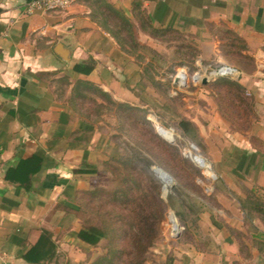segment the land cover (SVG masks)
<instances>
[{"label":"crops","instance_id":"1","mask_svg":"<svg viewBox=\"0 0 264 264\" xmlns=\"http://www.w3.org/2000/svg\"><path fill=\"white\" fill-rule=\"evenodd\" d=\"M29 1L0 0V264H56L71 235L80 242L61 201L78 182L82 145L66 138L76 127L70 124L75 112L64 106L51 80L66 74L67 94L79 80L108 93L115 76L135 77L131 57L102 26L109 7L140 31V12L156 28L180 30L186 19L196 20L199 28L202 21L205 26L214 19L226 22L254 58L251 73L235 67L242 74L234 81L252 100V126L232 133L214 161L238 204L200 215L199 238L180 246L172 264H264V220L242 204L253 191L264 195V0H75L63 12L28 15ZM213 33L207 31L201 42L204 59L233 66ZM59 44L70 51L68 59L55 52ZM34 156L41 159V169L29 188L8 180L11 170ZM39 239L44 242L40 262L30 263L25 255Z\"/></svg>","mask_w":264,"mask_h":264},{"label":"rangeland","instance_id":"2","mask_svg":"<svg viewBox=\"0 0 264 264\" xmlns=\"http://www.w3.org/2000/svg\"><path fill=\"white\" fill-rule=\"evenodd\" d=\"M196 23L183 20L179 34L171 33L166 39L152 37L134 23L138 47L129 56L135 77L115 76L108 88L114 103L93 90L87 100L72 101L73 92L67 94L70 78L62 74L50 79L64 106L75 112L70 124L76 127L65 133L66 138L82 145L77 156L83 162L77 170L78 182L61 202L67 203L69 219L76 223V237L83 226L108 234L95 246L74 243L71 235L68 246L62 248L67 250L59 252L54 263L94 264L109 257L113 245L128 250L135 214L142 207L145 214L152 209L160 219L159 234L146 248L144 264H172L180 246L199 238L200 215L219 210L223 204H238L214 161L232 133L251 128L253 103L245 91L205 78L218 65L204 59L200 45L206 32L212 31L223 40L221 53L229 64L251 73L255 61L243 41L230 34L226 22L214 19L205 26L202 21L200 28ZM210 47L207 44V54ZM180 68H187L189 76L182 89L174 83ZM183 119L195 124L197 142L179 129ZM82 169L89 172H79ZM255 197L264 204V195ZM115 224L118 231L110 235V226ZM116 263L122 264L118 258Z\"/></svg>","mask_w":264,"mask_h":264},{"label":"trees","instance_id":"3","mask_svg":"<svg viewBox=\"0 0 264 264\" xmlns=\"http://www.w3.org/2000/svg\"><path fill=\"white\" fill-rule=\"evenodd\" d=\"M139 11H141L140 8ZM138 16V20L141 22L142 29L144 31H148V33H150L152 37L166 39V37L171 33L179 34L178 30L173 28L154 27L150 19L147 18L143 14V12H140ZM102 26L107 30L106 32H108L115 39V41L125 53L131 54L132 50L138 47L134 38V24L123 12L109 7L108 14L103 13ZM230 34H234V38L237 37L234 32H230ZM220 40L223 42L221 38ZM228 45L231 46L232 43H228ZM151 52L155 55H158L156 51L151 50ZM219 81L221 83L227 84L232 89L237 88L241 91H244L241 85L234 81H229L225 79H219ZM89 90H93L95 94L103 97L106 101L114 103V101L111 99L110 95L107 92L103 91L102 89L98 88L90 82L81 80L77 81L73 88L72 101L76 99L87 100L88 98H90L89 96L92 93L89 92ZM129 108L132 109L131 107ZM179 129L183 132L186 137L191 139L193 142L198 141L197 128L195 124L191 121L186 119L181 120L179 123ZM40 169L41 159L37 156H34L30 159L22 160L17 169L11 170L8 173L7 178L8 180L18 183L25 188H29V185H31V177L34 174L38 173ZM79 172L87 173L89 171H87L86 169H82L79 170ZM15 174L20 175V177L13 178ZM255 196H258L256 194V191L251 192L250 196H248L246 201L244 202V205L248 207L250 205V207L255 210V212H257L259 215H261L264 219V204H262V201L258 200ZM149 211V213L145 214V209L141 207L139 211L136 212V222L134 223L135 231L131 232V234L129 235L131 237V242L129 243L128 250H126L125 248H123L122 250H118L113 245V248L110 250V256L101 258L97 260L94 264H119L116 263V258L120 259L122 264H144V253L147 250L146 248L149 246V244L152 243V240L156 238V236H158L159 234L158 223L160 219L156 217L155 213H152V209H150ZM116 224L110 226V235H113L118 231L116 230ZM106 237H108V234L95 226H83V228L77 233V239L81 243L87 244L89 246H95L99 244L100 241ZM46 241H48V239H46ZM41 242L42 239H39L38 243L34 245L30 249V251L25 255L26 261L30 263L40 262V255L42 253L41 249L43 248L44 244V242ZM119 253H121V255ZM118 254L120 256H118Z\"/></svg>","mask_w":264,"mask_h":264},{"label":"built area","instance_id":"4","mask_svg":"<svg viewBox=\"0 0 264 264\" xmlns=\"http://www.w3.org/2000/svg\"><path fill=\"white\" fill-rule=\"evenodd\" d=\"M74 1L75 0H31L27 5L26 12L28 15H32L36 12H42L44 14L63 12L71 7ZM196 64L197 67H200L198 61H196ZM241 74L242 73L235 67L221 65L211 70L205 78L208 80L228 79L231 81H238ZM188 78L187 68H180L174 77V83L179 89L185 88L189 82Z\"/></svg>","mask_w":264,"mask_h":264},{"label":"water","instance_id":"5","mask_svg":"<svg viewBox=\"0 0 264 264\" xmlns=\"http://www.w3.org/2000/svg\"><path fill=\"white\" fill-rule=\"evenodd\" d=\"M55 52L64 59H68L69 58L68 55H70V51L65 49L62 44H59L56 47Z\"/></svg>","mask_w":264,"mask_h":264}]
</instances>
